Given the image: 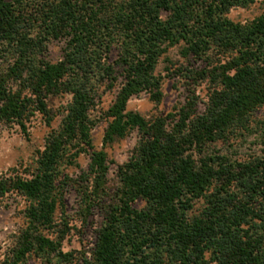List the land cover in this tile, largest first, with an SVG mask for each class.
<instances>
[{"label": "trees", "instance_id": "trees-1", "mask_svg": "<svg viewBox=\"0 0 264 264\" xmlns=\"http://www.w3.org/2000/svg\"><path fill=\"white\" fill-rule=\"evenodd\" d=\"M258 1L0 0V125L29 139L36 117L48 127L62 117L24 175H0V207L12 195L26 202L25 224L0 246V264H264V120L254 119L264 107V13L245 24L228 17ZM54 41L65 42L56 63L48 59ZM180 45L186 60L205 64L170 75L183 81L185 102L152 118L128 111L143 93L162 102L157 67ZM62 96L71 99L55 113L49 101ZM102 121L105 147L139 135L114 190L108 155L93 145ZM254 132L260 149L246 160L213 151ZM83 155L90 164L79 178L64 173ZM70 188L83 227L96 209L104 213L90 256L64 250L76 230L65 211Z\"/></svg>", "mask_w": 264, "mask_h": 264}, {"label": "rangeland", "instance_id": "rangeland-1", "mask_svg": "<svg viewBox=\"0 0 264 264\" xmlns=\"http://www.w3.org/2000/svg\"><path fill=\"white\" fill-rule=\"evenodd\" d=\"M264 13V2L259 0L249 8H235L231 10L228 17L236 23H247L258 18ZM65 47L64 41H54L50 44L48 59L56 63L63 57ZM182 46L171 48L169 52L163 56L157 67V74L164 77L162 90L164 98L161 103L153 102L148 94H141L134 97L128 104V111L137 112L144 117L152 118L158 115H167L172 112L176 106L183 104L186 98V88L183 81L179 77H171L182 65L192 64L194 68H202L205 66L202 62H194L186 60L181 53ZM118 52L114 51L112 59L114 60ZM122 82V78L119 81ZM119 83V84H120ZM118 88L113 92L103 95L99 107L100 112L107 111L116 98ZM198 94L201 98L199 111L205 110L204 104L208 100V90L206 84L198 88ZM70 96H62L51 98L49 101L50 108L57 113L61 107L66 106L70 101ZM96 115H98L96 113ZM61 116L57 115L51 127H48L41 116L36 117L30 126V137L27 139L22 133L19 126L6 127L0 125V175L10 174V170L17 168L24 175V169L29 166L38 150H43L46 145V139L53 129H57L61 123ZM254 119L257 121L264 120V107L258 110ZM108 127L107 121H102L93 130V145L95 150H104L108 155L110 162L109 186L114 190L118 183L117 169L128 161L133 149L139 140L138 132L131 133L127 138L119 140L111 145L104 146V136ZM256 130V129H255ZM259 135L257 133H243L236 139H232L228 143H217L214 145L213 151L230 157L232 160H246L256 154L259 149ZM90 164V157L83 155L78 160V165L74 167L64 168V173L77 179L86 171ZM65 211L70 216L71 226L76 230L66 239L64 243L65 251L86 252L90 256L97 241V232L104 222V213L100 209H96L89 219L86 227H83L77 221L78 197L73 189H69L65 194ZM26 202L16 195H12L4 201L0 207V246L9 243L11 235L17 233L25 224L23 210ZM136 208H143L144 203L138 202ZM202 203H197L196 212L201 208ZM62 216L61 210L58 212V219Z\"/></svg>", "mask_w": 264, "mask_h": 264}]
</instances>
